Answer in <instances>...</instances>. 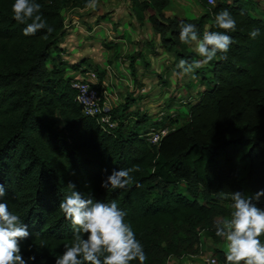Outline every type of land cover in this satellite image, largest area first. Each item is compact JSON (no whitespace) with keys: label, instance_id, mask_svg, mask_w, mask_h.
I'll return each mask as SVG.
<instances>
[{"label":"trees","instance_id":"trees-1","mask_svg":"<svg viewBox=\"0 0 264 264\" xmlns=\"http://www.w3.org/2000/svg\"><path fill=\"white\" fill-rule=\"evenodd\" d=\"M195 1L204 10L190 18L165 16L169 0H129L136 22L147 21L178 62L196 58L179 39L182 22L195 24L202 39L205 31H223L215 13L227 9L237 20V30L228 33L235 42L227 59L218 53L209 63L207 87L188 102L187 122L154 145L135 130L125 131L118 109L111 110L118 123L111 133L83 115L72 78L63 77L66 62L53 57L62 49V10L68 3L83 9L88 0H35L54 28L47 39L46 30L24 36L26 25L13 19L14 0H0V184L7 193L0 203L6 201L28 225L30 236L21 242L28 264H55L71 244L72 225L59 208L72 191L69 183L86 198L116 201L127 212L146 264L196 256L202 235L219 244L215 226L230 212L218 198L264 189V19L240 0ZM257 28L259 37L251 39ZM137 168L133 176L140 187H100L113 169ZM180 183L190 196L177 190ZM257 205L264 208V196ZM215 254L226 264L225 251L217 248Z\"/></svg>","mask_w":264,"mask_h":264},{"label":"clouds","instance_id":"clouds-1","mask_svg":"<svg viewBox=\"0 0 264 264\" xmlns=\"http://www.w3.org/2000/svg\"><path fill=\"white\" fill-rule=\"evenodd\" d=\"M215 0H210L214 3ZM98 0H88L87 7H96ZM41 4L35 0H14L11 6L13 19L23 28L24 36H34L46 30L45 39L54 28L49 26L41 13ZM215 24L223 31H205L203 38L198 37L196 25L181 23L179 39L184 44L195 42V50L202 59L188 61L180 59L177 68L184 75L212 62L218 53L227 59L230 46L235 42L228 33L237 30V20L227 9L214 14ZM260 35V29L249 32L251 39ZM107 171V170H105ZM139 169H113L101 181L103 189H127L135 183L133 172ZM71 193L60 202L59 208L65 219L72 225V242L64 245V251L55 258V264H146L148 256L144 246L125 218L127 212L116 201L109 203L87 198L76 191L75 184L69 183ZM7 195L5 186L0 184V198ZM264 196V189L254 195L234 191L230 194L233 211L230 218H224L215 226L216 237L226 242V264H264V208L257 205ZM30 236L28 225L18 214L9 211L8 203H0V264H28L22 253L21 242ZM43 246V245H42ZM31 249V245L29 246ZM35 255L28 257L34 261ZM215 264V261H212Z\"/></svg>","mask_w":264,"mask_h":264},{"label":"rangeland","instance_id":"rangeland-1","mask_svg":"<svg viewBox=\"0 0 264 264\" xmlns=\"http://www.w3.org/2000/svg\"><path fill=\"white\" fill-rule=\"evenodd\" d=\"M98 2L101 6L99 10L106 12L96 15V18L86 25V30L81 32L82 38H79V44L82 46L79 50L81 54H76L74 62L69 61L73 53H65V48H62L58 55L53 53V57L57 60L66 62L64 79H75L83 70H94L99 79L98 87L103 100L112 111L118 109L116 116L121 114L119 120L123 122L124 130H135L146 141L152 133L170 131L173 127L185 124L188 120V102L199 97L205 89L202 86L208 84L207 71L210 64L197 69L194 73L182 74L177 68L179 62L171 53L155 44V40L142 41L140 38L130 36L128 30H117L122 21L132 20L129 14L131 11L129 0H98ZM240 2L252 15L259 14L264 19V0H240ZM200 10L203 12L204 9L195 0H169L163 12L170 17L194 18ZM113 12L118 14L115 20L109 19L108 16ZM61 14L66 26L65 30L76 25L73 23L75 19L73 16L77 11L69 3ZM105 20L106 22L103 23ZM96 24L100 26H95ZM156 38L159 43L160 38L157 36ZM194 47H196L195 43ZM194 47L192 46L190 50L196 54L195 60L202 59ZM150 62L154 63L151 65L154 67L150 71L152 76L148 78L147 68L150 67ZM72 65H78V68L75 69ZM47 66L51 69L50 63ZM171 121H175V125H171ZM59 127H63V124L60 123ZM186 186L185 183H180L177 185V190L190 196L191 193L187 192ZM197 196L202 202L203 198L199 190ZM218 199L231 214L233 202L230 197L221 196ZM224 218H230V215L220 216L218 220ZM217 248L226 251V242L221 241L217 244L202 235L196 256L171 258L166 264H208L205 260L210 258L215 259V264H224L215 254Z\"/></svg>","mask_w":264,"mask_h":264},{"label":"crops","instance_id":"crops-1","mask_svg":"<svg viewBox=\"0 0 264 264\" xmlns=\"http://www.w3.org/2000/svg\"><path fill=\"white\" fill-rule=\"evenodd\" d=\"M100 8H101L100 2H98V5L96 7H94V8H92V7H85L83 9H79V8H75L74 7L75 11H77V14H75V16H73L75 18L73 20V23L76 24V25L70 27V29H68V30H65L66 29V26H65L64 32H63V35H62V38H61V42H60V48H65L66 49L65 53H67V52H72L73 53L71 55L70 59H69V61L71 60L70 62H72V63L74 62V60H75L74 58L77 56L76 55L77 53L78 54H81L79 50L81 49L82 46L79 44L80 43L79 42V38H82L81 32H84V30H86V28H87L86 25L89 24L91 20H94L96 18V15L98 16L99 14H103L104 12H106V10H104V11L101 10L100 11L99 10ZM202 13L203 12L200 10V11H198V14L196 16H194V17H198ZM129 14H131L132 20H129L127 22H126V20L125 21H122L121 22V26L119 25L118 28H117V30L118 29L119 30H123V29L128 30L130 36H133V38L134 37L135 38H140V40H142V41L143 40H147L148 42L150 40H153V42H154V40H155V44L161 46V43L160 42L158 43L157 38H156V36L157 37H159V36L157 34H155L151 30L150 26H149L150 29L148 28L149 23L147 21H145L142 25H139L136 22L135 18L133 17L131 11H129ZM117 15L118 14H116V13L113 12V13H111L108 16H109V19L115 20V18L117 17ZM164 15H165V12H164ZM165 16H169L170 17V15H165ZM62 17H63V15H62ZM172 17H174V16H172ZM105 22H106V20L103 23H105ZM116 22H118V21H116ZM108 25H109V22H108ZM95 26H100V25L96 24ZM83 35H84V33H83ZM194 43L195 42H193L192 44H189V48H191L192 46L194 47ZM194 49H195V47H194ZM169 53H171V52H169ZM72 63H70V64H72ZM164 63L165 62H163L162 64L164 65ZM151 65H154V63H151L150 64V67L147 68V72H148L147 75L149 76L148 78H150L152 76V74L150 73V71H152V68L154 66H151ZM206 87H207L206 84H204L202 86V88H206Z\"/></svg>","mask_w":264,"mask_h":264},{"label":"built area","instance_id":"built-area-1","mask_svg":"<svg viewBox=\"0 0 264 264\" xmlns=\"http://www.w3.org/2000/svg\"><path fill=\"white\" fill-rule=\"evenodd\" d=\"M208 4L210 0H207ZM99 79L96 72L92 69L83 70L75 79L71 80L70 85L75 90L76 100L79 103L83 115L92 118L99 125L101 130L111 133L117 128V121L113 118L110 107L102 99L98 88ZM165 131L152 133L149 142L157 144ZM208 264L215 261L213 258L205 260Z\"/></svg>","mask_w":264,"mask_h":264},{"label":"bare ground","instance_id":"bare-ground-1","mask_svg":"<svg viewBox=\"0 0 264 264\" xmlns=\"http://www.w3.org/2000/svg\"><path fill=\"white\" fill-rule=\"evenodd\" d=\"M210 5H211V4H210ZM72 80H73V79H72ZM71 88H72V87H71ZM98 88H99V87H98ZM72 89H73V88H72ZM73 90H74V89H73ZM74 91H75V90H74ZM99 92H100V91H99ZM101 96H102V95H101ZM102 99H103V96H102ZM110 112H111V109H110ZM82 114H83V113H82ZM117 125H118V124H117ZM116 129H117V128H116ZM157 132H159V131H157ZM167 132H168V131H165V134H166ZM165 134H164V135H165ZM164 135H163V136H164ZM163 136H162V137H163ZM162 137H161V139H162ZM161 139H160V140H161ZM159 142H160V141H159ZM159 142H158V143H159ZM158 143H157V144H154V145H158ZM151 144H152V143H151ZM214 260H215V259H214ZM215 262H216V261H215Z\"/></svg>","mask_w":264,"mask_h":264}]
</instances>
